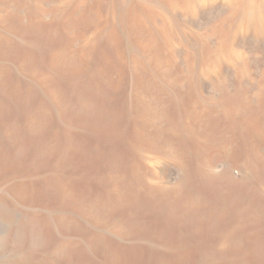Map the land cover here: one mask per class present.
Masks as SVG:
<instances>
[{
	"label": "rangeland",
	"instance_id": "obj_1",
	"mask_svg": "<svg viewBox=\"0 0 264 264\" xmlns=\"http://www.w3.org/2000/svg\"><path fill=\"white\" fill-rule=\"evenodd\" d=\"M0 264H264V0H0Z\"/></svg>",
	"mask_w": 264,
	"mask_h": 264
}]
</instances>
